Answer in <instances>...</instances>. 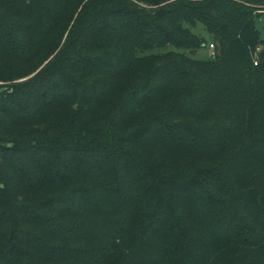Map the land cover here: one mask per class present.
<instances>
[{"label": "trees", "instance_id": "obj_1", "mask_svg": "<svg viewBox=\"0 0 264 264\" xmlns=\"http://www.w3.org/2000/svg\"><path fill=\"white\" fill-rule=\"evenodd\" d=\"M257 9L0 0V264H264Z\"/></svg>", "mask_w": 264, "mask_h": 264}, {"label": "rangeland", "instance_id": "obj_2", "mask_svg": "<svg viewBox=\"0 0 264 264\" xmlns=\"http://www.w3.org/2000/svg\"><path fill=\"white\" fill-rule=\"evenodd\" d=\"M256 11H262V12H260V15L255 17V25H256L257 29L260 31L261 37H264V9H257ZM191 30L195 33H198L205 40V45L201 46L195 52L194 55L196 57H208V55H209V52H208L209 51V43L213 40V35L206 30V28L204 27V25L201 22H197L195 26L191 27ZM171 47L174 48L172 45H171ZM171 47L168 46L167 48H171ZM256 52L257 51H255V53H254V58H257ZM254 63H255V61H254ZM37 70H38V68L36 70H34L33 72H31L30 74H28L22 78H19L18 80L30 77Z\"/></svg>", "mask_w": 264, "mask_h": 264}, {"label": "built area", "instance_id": "obj_3", "mask_svg": "<svg viewBox=\"0 0 264 264\" xmlns=\"http://www.w3.org/2000/svg\"><path fill=\"white\" fill-rule=\"evenodd\" d=\"M209 55H213L214 54V50H213V43H209Z\"/></svg>", "mask_w": 264, "mask_h": 264}, {"label": "water", "instance_id": "obj_4", "mask_svg": "<svg viewBox=\"0 0 264 264\" xmlns=\"http://www.w3.org/2000/svg\"><path fill=\"white\" fill-rule=\"evenodd\" d=\"M195 52H196L195 49H191V50H189V53H190V54H195Z\"/></svg>", "mask_w": 264, "mask_h": 264}]
</instances>
